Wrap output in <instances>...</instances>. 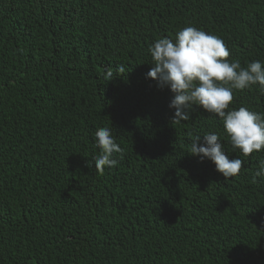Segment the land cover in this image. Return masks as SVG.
Here are the masks:
<instances>
[{"label":"trees","instance_id":"trees-1","mask_svg":"<svg viewBox=\"0 0 264 264\" xmlns=\"http://www.w3.org/2000/svg\"><path fill=\"white\" fill-rule=\"evenodd\" d=\"M186 27L264 67V0H0V264H264V149L244 157L198 106L172 124L147 78L148 49ZM233 96L264 115L258 85ZM102 127L123 156L101 176ZM205 134L238 176L189 155Z\"/></svg>","mask_w":264,"mask_h":264},{"label":"clouds","instance_id":"clouds-1","mask_svg":"<svg viewBox=\"0 0 264 264\" xmlns=\"http://www.w3.org/2000/svg\"><path fill=\"white\" fill-rule=\"evenodd\" d=\"M148 51L154 67L147 78L157 81L161 89L168 87L174 96L169 105L175 109L172 124L188 121L193 106H198L223 121L232 148L244 157L264 149V115L244 107L229 110L234 90L243 91L258 85L264 91L261 62L253 61L246 67H241L239 61L229 62L230 52L224 42L194 27L178 31L175 42L158 39ZM116 70L123 73L125 69L120 65ZM111 76L112 70L108 69L106 78ZM95 138L100 149L95 157V169L102 176L105 169L117 167L118 162L113 157L114 154L123 156V149L114 141L108 127L98 129ZM200 141L199 135L192 140L189 155L211 160L225 180L240 174L243 161L229 160L217 134L203 136L206 146H199ZM255 175L264 177V161L260 162V170Z\"/></svg>","mask_w":264,"mask_h":264},{"label":"bare ground","instance_id":"bare-ground-1","mask_svg":"<svg viewBox=\"0 0 264 264\" xmlns=\"http://www.w3.org/2000/svg\"><path fill=\"white\" fill-rule=\"evenodd\" d=\"M154 22V21H153ZM141 23V22H140ZM141 24H143V23H141ZM144 35V34H143ZM244 52V51H243ZM243 54V53H242ZM246 56H247V54H246ZM251 59V58H250Z\"/></svg>","mask_w":264,"mask_h":264}]
</instances>
